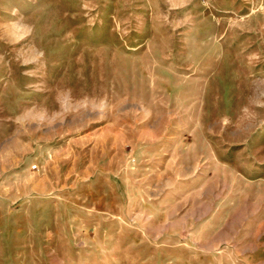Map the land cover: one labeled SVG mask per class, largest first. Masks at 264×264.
<instances>
[{"label":"rangeland","instance_id":"1","mask_svg":"<svg viewBox=\"0 0 264 264\" xmlns=\"http://www.w3.org/2000/svg\"><path fill=\"white\" fill-rule=\"evenodd\" d=\"M0 264H264V0H0Z\"/></svg>","mask_w":264,"mask_h":264}]
</instances>
